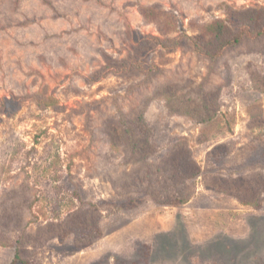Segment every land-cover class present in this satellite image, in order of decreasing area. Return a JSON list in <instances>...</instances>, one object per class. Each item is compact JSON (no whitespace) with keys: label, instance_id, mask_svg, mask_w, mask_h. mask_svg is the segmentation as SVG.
<instances>
[{"label":"rangeland","instance_id":"obj_1","mask_svg":"<svg viewBox=\"0 0 264 264\" xmlns=\"http://www.w3.org/2000/svg\"><path fill=\"white\" fill-rule=\"evenodd\" d=\"M138 3L161 4L185 24L220 16L222 3L250 9L264 22V0H0V103L24 97L14 116L0 114V240L9 239L0 243V264H11L17 247L36 264H135L148 248L147 264H264V134L257 126L264 121V92L253 81L264 74V37L245 41L216 65L180 49L133 90L117 76L88 84L85 77L103 65L104 52L126 55L133 30L157 33ZM199 85L220 88L222 110L234 119L231 132L205 142L200 124L170 115L153 98L166 87ZM37 94L53 95L59 106L40 108ZM143 106L158 153L135 162L110 142L108 130L122 112ZM179 136L189 139L203 167L212 164L208 152L226 143L231 152L221 169H233L244 182L220 191L217 174L201 175L181 206L150 201L136 209L104 208L97 213L103 236L90 246L61 239L67 228L83 229L69 217L83 201L151 186L175 190L166 186L159 161ZM238 196L258 198L261 206Z\"/></svg>","mask_w":264,"mask_h":264},{"label":"trees","instance_id":"obj_2","mask_svg":"<svg viewBox=\"0 0 264 264\" xmlns=\"http://www.w3.org/2000/svg\"><path fill=\"white\" fill-rule=\"evenodd\" d=\"M144 22L153 24L157 33H142L133 30L131 43L124 57L103 53V65L87 74L85 80L94 85L107 77L117 76L126 83L127 91L133 90L163 71L164 66L172 60L171 54L180 49H187L199 57L206 58L211 65L216 63L230 50L248 40H259L264 37V22H257L250 9H239L229 3H222L220 16L207 21L191 18L185 24V18L165 8L161 4H137ZM142 77L143 81L138 78ZM254 87L264 92V74L256 77ZM197 87V86H196ZM223 91L220 88L206 89L199 85L189 87H166L154 95V99L164 102L170 115H179L187 120L200 124L199 140L205 142L213 135L231 132L230 114L222 110ZM37 105L46 109L58 107L57 98L53 95L37 94L33 97ZM24 97H4L0 103V114L14 116L20 110V102ZM145 106L133 112H122L117 124L108 130L110 142L122 150L129 152L135 162H148L158 153L154 127L145 117ZM264 134V121L257 125ZM231 150L226 143H220L208 152L207 167L198 164L190 152L189 139L179 136L167 148L161 157L159 167L163 169L165 184L176 186L175 190L167 188L163 192L154 187L143 188L136 193L126 194L118 198L104 199L101 202L88 201L76 206L69 217L81 222L83 229L67 228L61 233V239L74 238L80 248L90 246L103 236L101 219L97 216L102 209L128 210L136 209L153 201L157 203L181 206L194 195L196 179L214 177L220 191H227L244 177L232 175L233 169H221L230 156ZM225 173H223V172ZM216 172V173H213ZM204 181L208 182V179ZM179 187V188H178ZM243 204L261 206L258 198L238 196ZM1 238V237H0ZM7 241L1 244L8 245ZM13 244V242L11 241ZM17 243V242H16ZM148 246V245H147ZM149 247V246H148ZM149 248L135 264L148 263ZM36 264L22 256L17 247L11 264Z\"/></svg>","mask_w":264,"mask_h":264}]
</instances>
